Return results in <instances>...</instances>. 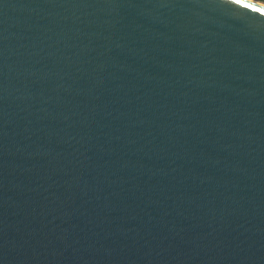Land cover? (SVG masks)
<instances>
[{"label":"water","instance_id":"95a60500","mask_svg":"<svg viewBox=\"0 0 264 264\" xmlns=\"http://www.w3.org/2000/svg\"><path fill=\"white\" fill-rule=\"evenodd\" d=\"M0 264H264V4L0 0Z\"/></svg>","mask_w":264,"mask_h":264},{"label":"bare ground","instance_id":"6f19581e","mask_svg":"<svg viewBox=\"0 0 264 264\" xmlns=\"http://www.w3.org/2000/svg\"><path fill=\"white\" fill-rule=\"evenodd\" d=\"M254 1L259 2V3H261V4H264L263 2H260V1H257V0H254Z\"/></svg>","mask_w":264,"mask_h":264},{"label":"trees","instance_id":"16d2710c","mask_svg":"<svg viewBox=\"0 0 264 264\" xmlns=\"http://www.w3.org/2000/svg\"><path fill=\"white\" fill-rule=\"evenodd\" d=\"M257 1H260V2H263L264 3V0H257Z\"/></svg>","mask_w":264,"mask_h":264}]
</instances>
